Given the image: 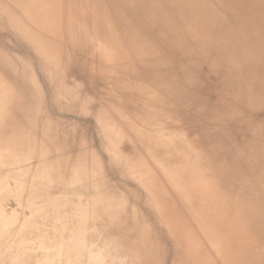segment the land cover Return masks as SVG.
<instances>
[{"label": "bare ground", "instance_id": "obj_1", "mask_svg": "<svg viewBox=\"0 0 264 264\" xmlns=\"http://www.w3.org/2000/svg\"><path fill=\"white\" fill-rule=\"evenodd\" d=\"M169 242L264 264V0H0V264Z\"/></svg>", "mask_w": 264, "mask_h": 264}, {"label": "rangeland", "instance_id": "obj_2", "mask_svg": "<svg viewBox=\"0 0 264 264\" xmlns=\"http://www.w3.org/2000/svg\"><path fill=\"white\" fill-rule=\"evenodd\" d=\"M185 108V110L187 111V112H189V111H191V110H189L188 108H186V107H184ZM199 119V121L200 122H205V125H210V124H207L208 122L203 118H201V117H199L198 118ZM13 205V204H12ZM141 206V205H140ZM153 226H154V228L158 231V233L160 234V236H162V237H164L165 238V236L166 235H164L163 234V230L161 229V227H160V225L157 223V222H154V224H153ZM161 231H162V233H161ZM171 243L169 242V246H168V254H167V256L165 257V264H172V256H173V251H174V249H173V246L172 245H170ZM169 247H171V248H169Z\"/></svg>", "mask_w": 264, "mask_h": 264}]
</instances>
